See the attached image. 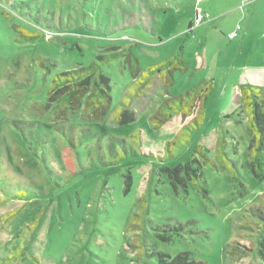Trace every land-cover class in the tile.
<instances>
[{"label": "rangeland", "instance_id": "374dc122", "mask_svg": "<svg viewBox=\"0 0 264 264\" xmlns=\"http://www.w3.org/2000/svg\"><path fill=\"white\" fill-rule=\"evenodd\" d=\"M232 1L0 0V264H264V140L228 116L244 70L264 72V0L244 21ZM90 65L108 79L107 115L46 110L54 77ZM202 83L197 120L154 126ZM189 158L202 178L174 190L165 170Z\"/></svg>", "mask_w": 264, "mask_h": 264}, {"label": "trees", "instance_id": "16d2710c", "mask_svg": "<svg viewBox=\"0 0 264 264\" xmlns=\"http://www.w3.org/2000/svg\"><path fill=\"white\" fill-rule=\"evenodd\" d=\"M122 51L115 52L108 56L109 58H118ZM150 70V73L154 72ZM167 75V74H166ZM170 79H166V83H170ZM138 83V81H136ZM207 83H202L199 92H190L182 97L172 98L163 104L166 112L162 110L152 116V123L162 129L173 127L171 132L180 134L192 122L198 119L202 113L204 102L208 95ZM205 90H203V88ZM108 79L95 70V65L80 67L72 71L58 73L52 80V86L48 93V103L45 106L46 110L54 104L59 111L66 116L68 113L80 110L85 117L91 120H100L109 112L111 105V97L109 96ZM167 109L170 110L167 112ZM247 117L250 128L254 130L255 140H264V90L254 85H246L240 88L238 101L231 116L236 112ZM134 114L128 109H117L113 113L117 124H126L133 121ZM192 116V117H191ZM191 117L188 122L181 127L175 124H180L182 120ZM178 119L175 121V119ZM70 142V141H69ZM72 146V144H71ZM73 148V147H72ZM194 158H189L184 165H177L173 168L166 169L168 180L174 190L179 187L185 189L187 180H200L202 178L199 168H194ZM130 178L127 177L125 186L129 187ZM178 229H182L179 225ZM166 239V238H165ZM163 239V240H165ZM249 247L239 250L237 247L233 255L238 258L240 255L246 257V252ZM156 264H201L188 252L179 253L170 257L164 253H156ZM239 255V256H237Z\"/></svg>", "mask_w": 264, "mask_h": 264}, {"label": "crops", "instance_id": "0c3cea01", "mask_svg": "<svg viewBox=\"0 0 264 264\" xmlns=\"http://www.w3.org/2000/svg\"><path fill=\"white\" fill-rule=\"evenodd\" d=\"M259 0H233L231 3V9L235 11V14L239 16L240 20L244 21L251 10L255 7L256 3H258ZM250 23V22H249ZM248 23V26L244 28L242 34L238 35V31L240 29H234V31L227 32V38L228 35L231 33L236 32V36L233 39H229L230 41L235 40V43H239L240 45L243 43V41L246 39V36L249 31L250 24ZM261 37V35H260ZM264 53V49H263ZM244 70L243 76H240V83L237 85H234V89L236 90L235 95H239V90L241 87L246 85H264V72L262 71H256L253 70V68L249 71ZM258 87V86H257Z\"/></svg>", "mask_w": 264, "mask_h": 264}, {"label": "built area", "instance_id": "2783aa9c", "mask_svg": "<svg viewBox=\"0 0 264 264\" xmlns=\"http://www.w3.org/2000/svg\"><path fill=\"white\" fill-rule=\"evenodd\" d=\"M202 20H203L202 15L200 13H196V16H195V22H196V24L201 23ZM237 30H238V28H237ZM235 36H236V32L229 34L228 35V38L229 39H233Z\"/></svg>", "mask_w": 264, "mask_h": 264}]
</instances>
